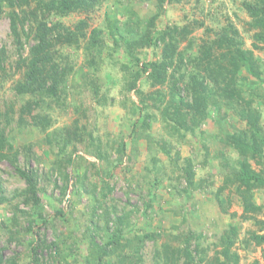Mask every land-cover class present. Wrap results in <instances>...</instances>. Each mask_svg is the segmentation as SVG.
<instances>
[{
  "label": "rangeland",
  "instance_id": "obj_1",
  "mask_svg": "<svg viewBox=\"0 0 264 264\" xmlns=\"http://www.w3.org/2000/svg\"><path fill=\"white\" fill-rule=\"evenodd\" d=\"M242 2L167 0L159 10L155 0H101L88 12L61 18L72 29L85 19L88 34L95 27L103 30L108 50L101 54L105 60L98 75L101 93L95 96L86 85L93 74V54L83 41L78 48L62 49V64L72 63L74 71L58 103L47 97L43 100L16 94L14 87L21 75L15 74L13 66L18 50L7 11L2 14L0 49L6 50L7 60L0 79V114L7 113L8 119L0 118V128L5 130L12 150L10 159L0 162V264H33L35 252L39 264H87L88 255L114 246L118 249L103 264H135L138 257L143 259L140 264H164V247L183 250L192 236V264H217L214 260H224L222 237L232 235V228L237 231L232 252L239 255V264H264V244L258 246L250 240L252 233L264 234L257 223L264 221V191L254 196L263 211L244 219L235 186L224 188L226 172L240 159L227 143L226 134L245 129L238 113L248 101L252 107L245 110L259 115L264 129V71L261 82L242 74L246 101L236 98L229 103L218 96L217 104L210 103L203 122L190 131H177L163 118L164 107L172 97L171 84L153 87L147 80L149 73L142 71L137 85L143 96L157 90L167 95L159 105L147 99L146 115H142L141 96L136 90H128L126 74L118 66H130L131 58L124 53L123 44L116 45L122 43L120 30L129 32L127 39L134 34L146 42L150 39L148 46L139 44L136 50L138 68L142 69L162 59L164 45L154 34L168 27L186 26L188 40L179 49L186 48L187 64L176 75L175 99L189 97L185 81L193 70L191 59L199 55V46L224 27H236L245 48L264 66V45H260L263 49L254 46L258 44L253 39L255 31L249 30L250 18ZM109 20L117 22L119 31L112 33ZM31 44L32 39L25 44L26 53ZM28 105L33 109L22 114ZM76 122L79 129L74 130L69 142H62L60 132L65 134L64 130ZM18 169L35 175L39 207L25 201L30 193ZM187 170L192 171L191 181L187 180ZM87 232L89 237H85ZM114 237L118 242L108 244ZM43 241L56 248H36ZM183 262L180 259L177 264Z\"/></svg>",
  "mask_w": 264,
  "mask_h": 264
},
{
  "label": "trees",
  "instance_id": "obj_2",
  "mask_svg": "<svg viewBox=\"0 0 264 264\" xmlns=\"http://www.w3.org/2000/svg\"><path fill=\"white\" fill-rule=\"evenodd\" d=\"M98 1L101 3V0H0V19L2 14L7 11L11 35L18 50V58L13 66L15 74L21 75L14 87L17 95H30L35 98L40 97L43 100L47 97L58 103L61 99V93L67 92V78L74 71L72 63L62 64L65 58L62 49L70 46H77L78 48L83 41L86 49L93 54L90 60L93 74L86 79V85L92 88L95 96H99L101 83H99L100 77L98 75L105 62L101 54L107 53L108 50V41L104 31L95 27L88 34V22L85 19L77 22L74 29L60 21L61 18L72 13L88 12L94 9ZM166 1L155 0L156 8L163 10ZM169 1L180 3L183 0ZM242 6L250 18V22L247 23L249 30L255 31L253 39L258 44L254 43V46L263 49V46L260 45H264V0H243ZM54 18L59 20L53 21ZM153 19L156 21V17ZM153 22L151 21L150 25H153ZM109 25L112 33L119 31L117 22L109 20ZM128 33L120 30L119 37L122 43L116 44L117 46L123 44L124 53L131 58L130 66L127 63L118 64L126 74L125 79L129 83L128 90H136V93L141 96V109L139 111L146 115L143 110L147 109V99L158 102L159 105L164 103L167 95L165 92L157 90L152 95L143 96V92L137 85L142 71L149 73L147 80L153 87L171 84L169 94L172 97L168 100L167 106L164 107L163 118L170 128L177 131H190L203 122L207 117L210 103L217 104L218 96L229 103H232L236 98L244 101V93L246 95V92L241 84L243 73H247L250 77L261 82L264 71L263 64L251 50L245 48L240 32L236 27L230 25L224 27L221 32L216 34V37L199 46V55L191 59L193 70L190 72L188 80L185 81L187 82L185 90L191 96L182 97L179 100L175 99L178 94L176 75L180 74L187 64L186 48L180 50L179 45L185 39L188 40L190 31L186 26L183 29L174 26L154 34L155 39L162 41L164 45L161 54L162 59L145 64L143 70L138 68L140 58L136 54V50L139 44L140 46H148L150 39L146 42L137 34H134L132 39H127L126 34ZM149 33H152V28L149 29ZM30 39H32L33 44L26 53L25 44ZM190 50L191 48H189ZM6 60V50L0 49V79L2 78L1 74L6 72L4 65ZM133 67H137L138 70ZM63 86L65 90H63ZM251 99L253 100V98ZM98 101L102 103V100ZM36 104L37 101L34 102V105ZM251 107V102L248 101L245 109ZM32 109V106L28 105L22 110V114H29ZM245 109H241L238 113L240 120L245 123V129L226 134L227 143L238 153L240 159L234 162L229 172H226L224 188L235 186V193L240 198L243 208V218L251 219L253 215L263 211V207L257 204L254 196L256 192L264 191V129L259 122L260 116L258 115V118L254 111ZM2 117L8 119L7 113L5 115L0 114V118ZM41 121L44 122V119ZM42 125L45 128V124ZM77 129L79 127L76 122L75 126L64 130L66 131L65 134L60 132L59 137L62 142H69L70 137L76 133L74 130L77 131ZM10 150H12V146L6 137L5 130L0 128V162L10 159ZM254 165L257 168H254ZM187 171L189 173H186L187 180L191 181L192 171ZM18 172L26 181L27 191L30 193L25 201L39 207L41 201L36 194L35 175L20 169ZM0 201L2 202L3 199L1 198ZM105 215H108V210ZM106 219H108L107 216ZM257 223L261 232L264 231V221L258 220ZM121 233L123 232L121 231ZM230 233L232 235L224 234L222 237L221 245L224 260H214L217 264H239V255L232 252L237 231L232 228ZM251 235L250 240H255L258 246L264 244V234L252 233ZM85 237H89L88 232ZM192 239L193 236L186 240V247L183 250L175 249L171 245L165 246L164 264H177L180 259H184L183 264H192L193 257L189 246V241ZM92 240L95 238L91 239L93 243ZM117 242L118 237H114L108 244L114 245ZM50 246L56 248L52 244H46L45 241L42 242V246L37 245L36 248L45 250ZM117 249L115 246L111 250L108 248L98 249L94 255H88L87 264H103L108 257L114 255ZM161 254H158L157 257H161ZM37 255L38 253L35 252L33 264L40 262ZM142 260V257H138L135 264L142 263ZM253 264L261 263L255 261Z\"/></svg>",
  "mask_w": 264,
  "mask_h": 264
}]
</instances>
